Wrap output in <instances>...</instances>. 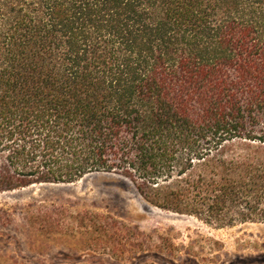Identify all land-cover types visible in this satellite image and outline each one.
<instances>
[{
	"label": "trees",
	"instance_id": "trees-1",
	"mask_svg": "<svg viewBox=\"0 0 264 264\" xmlns=\"http://www.w3.org/2000/svg\"><path fill=\"white\" fill-rule=\"evenodd\" d=\"M90 174L264 223V0H0V192Z\"/></svg>",
	"mask_w": 264,
	"mask_h": 264
},
{
	"label": "rangeland",
	"instance_id": "rangeland-1",
	"mask_svg": "<svg viewBox=\"0 0 264 264\" xmlns=\"http://www.w3.org/2000/svg\"><path fill=\"white\" fill-rule=\"evenodd\" d=\"M0 264H264V223L217 227L94 174L0 192Z\"/></svg>",
	"mask_w": 264,
	"mask_h": 264
},
{
	"label": "water",
	"instance_id": "water-1",
	"mask_svg": "<svg viewBox=\"0 0 264 264\" xmlns=\"http://www.w3.org/2000/svg\"><path fill=\"white\" fill-rule=\"evenodd\" d=\"M90 175H94V174H90ZM87 176H89V175H87ZM87 176H85V177H87ZM85 177H84V178H85Z\"/></svg>",
	"mask_w": 264,
	"mask_h": 264
}]
</instances>
